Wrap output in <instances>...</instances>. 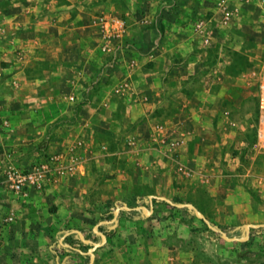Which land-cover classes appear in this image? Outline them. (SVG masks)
<instances>
[{
	"label": "rangeland",
	"instance_id": "obj_1",
	"mask_svg": "<svg viewBox=\"0 0 264 264\" xmlns=\"http://www.w3.org/2000/svg\"><path fill=\"white\" fill-rule=\"evenodd\" d=\"M111 2L74 0L76 7L85 8L83 12H44L50 18L35 30L30 27L34 16H25L7 0H0V118L7 117L11 125L0 133L8 135L0 139V154L27 144L32 161L34 152L55 150L81 136L87 139L92 155L85 169L65 184L40 193L36 203L20 206L13 198L0 204V264H91L113 241L99 251L95 245L72 240L68 242L72 249L60 241L67 231L77 229L88 243L94 239L92 227L104 222L109 225L106 236L124 231L130 237L126 246L148 261L264 264V149L255 145L257 89L251 77L252 69L264 64V0L238 4L240 10L228 24L221 22L219 8L199 17L212 19L216 42L210 48L215 69L206 79L211 96L201 122L185 124L173 121L174 117L149 123L154 115L148 118L139 102L125 99L130 93L114 95L115 103L109 106L98 102L102 73L127 70L125 56V62L121 55L113 62L101 48V16L118 14L129 22L125 14L129 0H120L114 10L109 8ZM16 21L28 26L17 28ZM54 21L57 26H49ZM128 33L125 43L130 41ZM35 37L45 41L62 37L66 43L56 40L41 45ZM82 39L88 53L86 64L70 58L71 53H80ZM22 43L29 53L25 64ZM51 48H56V57L48 55ZM125 48L124 55L132 54L134 47ZM38 55L43 59H34ZM22 67L56 71L45 83L58 87L38 88L22 96L14 75ZM72 68L85 73L89 88L80 102L69 105L67 99L76 94L68 92V69ZM126 73L119 79L127 77ZM192 78L199 80L198 75ZM70 110H74L73 117L67 115ZM189 112L184 111L188 117ZM159 125L163 126L160 131ZM177 131L186 134V141L180 149L171 150L165 139L177 137ZM51 138L56 144L49 146ZM153 196L182 206L156 202L146 218L137 217L138 207ZM117 209L118 215L112 217ZM12 212L14 219L6 221ZM125 222L131 226L122 225ZM214 224L222 226L223 233ZM84 251L93 255L86 257Z\"/></svg>",
	"mask_w": 264,
	"mask_h": 264
},
{
	"label": "crops",
	"instance_id": "obj_2",
	"mask_svg": "<svg viewBox=\"0 0 264 264\" xmlns=\"http://www.w3.org/2000/svg\"><path fill=\"white\" fill-rule=\"evenodd\" d=\"M11 7L16 6L25 16H34V22L30 24L35 30L42 28V24L50 17L45 16L44 12H51L54 10L63 11L66 10L71 15L73 11L83 12L85 9H81L74 5V0H7ZM88 1V0H87ZM103 1V0H100ZM220 1V0H219ZM217 0H129V4L125 10V14L129 15V33L128 40L134 46V50L130 51L131 55L138 59V67L132 72V84L133 88L129 96L125 99H134L135 102H139L145 108V113L148 118L154 115V119L148 122H161L165 117H174L172 120L177 123H188L189 120L194 122H201L203 116V108L206 107L207 100L210 91V84H207V78L213 75L215 69L214 60L211 57L210 45H204L200 38L196 37L193 33V25L197 18L201 17L203 13H210L218 10V6H215ZM231 0H228L230 3ZM234 5L240 10L238 4H245L246 0H233ZM120 0H112L110 9L119 4ZM82 4V1H81ZM88 3H84V7H88ZM230 4V5H231ZM76 9H75V8ZM67 16V15H66ZM80 17V16H79ZM148 18V22H143L144 18ZM212 18V17H211ZM210 26L212 28V34H214L213 23ZM57 22V21H56ZM50 22L49 26H57V23ZM15 26L27 27L28 25L23 21H16ZM62 26V25H58ZM53 27V26H52ZM69 27V26H68ZM70 28V27H69ZM74 28V27H73ZM39 32V31H38ZM29 33V32H26ZM25 36V35H23ZM18 38V37H16ZM36 38V37H35ZM39 40V44L54 43L58 40V43H66L62 41V37H52L49 41ZM18 40V39H17ZM18 41H21L20 38ZM215 35L211 44H215ZM20 43V42H18ZM25 44V42H24ZM80 53L75 51L70 54L72 59H80L81 63H85L88 59V53L86 50V43L82 39L80 41ZM22 63L27 62L26 51L28 47L22 43ZM83 48V49H82ZM40 54V53H38ZM48 55L50 57H56V48L49 50ZM34 59H43L38 55ZM125 59H123L124 61ZM125 62V61H124ZM123 67V66H122ZM69 81L68 92L76 93L75 102H80L84 93L89 88L86 82L85 73L79 69H68ZM72 71V72H71ZM125 73V69L123 70ZM121 69H110L109 72H101V88L100 93L96 98L100 104L104 106L112 105L113 87L118 83L120 76L123 75ZM54 72V73H53ZM55 72L52 69H48L41 72L39 69L29 70L26 67L17 69L15 76H17V86L21 89L22 96L30 95L29 93L36 92L38 88H46L50 86L57 88L55 83H45L50 77L55 76ZM127 74V73H126ZM217 74V73H216ZM192 75L199 77V80L192 78ZM33 76L34 78H31ZM40 76L45 78L40 79ZM47 77V78H46ZM47 84V85H46ZM199 84V85H198ZM85 90V91H83ZM82 94V95H80ZM116 96V95H115ZM92 98L94 96H91ZM91 98V99H92ZM122 98V99H124ZM69 105L74 104V100L67 99ZM92 102V100L90 101ZM89 103V102H88ZM179 109L180 113L177 112ZM190 109V116L186 115L184 111ZM199 109L201 110H193ZM173 110V111H172ZM74 111V110H73ZM73 111H66L69 117H73ZM169 111L171 115L168 116ZM174 112L178 113L174 116ZM173 115V116H172ZM177 115H180L177 117ZM151 116V117H150ZM157 120V121H156ZM26 123V121H22ZM179 133L183 131H177ZM8 135H0V139L7 138ZM6 143H11L10 140H6ZM54 143V138L47 143L49 146ZM3 145V143H1ZM8 144V145H9ZM28 145H22L17 151L19 158H22V163L30 162L31 157L27 154ZM17 150V149H16ZM36 152L33 153V158ZM40 193L33 192L30 197L26 199L16 198L18 205L22 206L27 203H36ZM15 197L8 196L3 193L0 195V204H4ZM122 225L131 226V223L125 222ZM94 232H97V224L92 227ZM80 232L77 229L70 230ZM116 236L108 237L102 235V241L99 244L91 243L98 247V251L102 250L111 241L113 244L103 253H97L95 259L91 264H182L181 261H167L164 263L157 262L155 260H147L143 255L138 256L136 252H133L130 247L126 246L127 241H130V237L120 233V229L117 231ZM121 234V235H120ZM62 241V239H61ZM89 239L86 242H90ZM91 251H87L90 255H93Z\"/></svg>",
	"mask_w": 264,
	"mask_h": 264
},
{
	"label": "built area",
	"instance_id": "obj_3",
	"mask_svg": "<svg viewBox=\"0 0 264 264\" xmlns=\"http://www.w3.org/2000/svg\"><path fill=\"white\" fill-rule=\"evenodd\" d=\"M218 8L221 10V22L224 24L230 23L238 11V8L232 7L228 0H220ZM99 21L102 29V50L112 58L113 62L120 55L122 59L126 57L128 76L114 86L115 95L125 96L132 91L133 84L130 77L139 65L135 56L124 55L126 46L127 48L134 47L130 42H124L129 28L128 20L118 14H109L101 16ZM148 21L146 17L143 19V22ZM193 33L200 38L204 45L212 43L210 20L196 19ZM251 77L254 79L257 89L255 145L264 149V64L252 69ZM70 99L75 100V97L71 96ZM228 113L229 111L224 112L225 115ZM10 126V120L7 117L0 118V133L2 130H9ZM157 129L160 131L163 126L159 125ZM185 141L186 134L184 132L179 133L175 138L167 137L165 139L167 147L171 150L180 149L184 146ZM90 153L87 139L81 136L68 139L65 144L55 150L38 151L34 159L26 163H22V158L18 157L16 149L6 150L0 154V195L5 193L18 199H26L33 192L43 193L50 187L65 184L73 174L88 166L92 157ZM13 212L6 221L14 219Z\"/></svg>",
	"mask_w": 264,
	"mask_h": 264
},
{
	"label": "trees",
	"instance_id": "obj_4",
	"mask_svg": "<svg viewBox=\"0 0 264 264\" xmlns=\"http://www.w3.org/2000/svg\"><path fill=\"white\" fill-rule=\"evenodd\" d=\"M156 202L171 203V205H174L175 207L182 206L181 203L170 202L167 199L160 198L157 196H153L149 199L148 203L138 207L139 209H138L137 217H139L141 219L146 218L147 214L152 210V205L155 204ZM191 211L196 212L193 208H191ZM114 215L115 214L112 213L111 216L114 217ZM204 222L208 223L207 219H204ZM214 228L223 233V227L222 226L214 224ZM256 228L261 229L262 227L256 226ZM97 230H98L97 232H94L93 230L90 231V235H94V239L91 240L89 243H85V238L82 237L77 231H67L65 233L66 237L62 238V241H60V244L66 245L69 241L71 242L72 240H75L80 245H85L88 247L92 246L91 243L99 244L102 241V235L106 236L107 233L109 232L108 223L104 222V223L99 224V226L97 227ZM67 245L70 248L75 249V247L72 246V243H68ZM83 254H86V257H91V255L89 253H86L85 251Z\"/></svg>",
	"mask_w": 264,
	"mask_h": 264
},
{
	"label": "water",
	"instance_id": "obj_5",
	"mask_svg": "<svg viewBox=\"0 0 264 264\" xmlns=\"http://www.w3.org/2000/svg\"><path fill=\"white\" fill-rule=\"evenodd\" d=\"M195 211H196V213H198V211H197V209L194 207V206H191ZM126 208H129V207H126ZM118 215V209L115 211V217ZM198 215H200L203 219H206L205 217H204V215H202V214H200V213H198ZM213 227V226H212Z\"/></svg>",
	"mask_w": 264,
	"mask_h": 264
}]
</instances>
